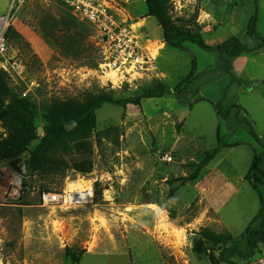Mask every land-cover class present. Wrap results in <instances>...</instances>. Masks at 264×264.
<instances>
[{
	"label": "rangeland",
	"instance_id": "obj_1",
	"mask_svg": "<svg viewBox=\"0 0 264 264\" xmlns=\"http://www.w3.org/2000/svg\"><path fill=\"white\" fill-rule=\"evenodd\" d=\"M10 1L0 0V14L8 11ZM235 2L171 0V14L210 41L218 27H227ZM100 3L157 58V71L116 78L107 66L110 43L97 27L62 0H28L12 25L7 55L22 61L27 75L5 69L0 57L8 88L40 109L54 97L81 99L104 88L121 101L137 99L158 83L171 94L143 99L140 106L103 105L96 112L101 140L89 175L30 174L24 165L16 170L10 162L0 164V264H76L67 249L83 255L78 264H258L264 250L249 256L245 235L256 226L264 186L254 190L245 176L264 150L239 120L254 124L264 143V83L251 82L241 68L233 70L236 59L229 75L217 53L191 43L168 45L163 29L149 16L147 0ZM257 7V30L264 36V0ZM262 52L243 57L260 58ZM254 70L261 73L257 66ZM224 96V111L231 109L228 120L214 108ZM38 136L44 137L41 126ZM216 148L215 159L200 168ZM258 176L264 181V159ZM86 186L94 188L91 205H41L44 192ZM203 230L231 235L242 256L222 262L220 252L206 244Z\"/></svg>",
	"mask_w": 264,
	"mask_h": 264
},
{
	"label": "trees",
	"instance_id": "obj_2",
	"mask_svg": "<svg viewBox=\"0 0 264 264\" xmlns=\"http://www.w3.org/2000/svg\"><path fill=\"white\" fill-rule=\"evenodd\" d=\"M256 4L258 0H253ZM149 16L155 18L163 29L165 42L180 48L183 43H191L208 53H217L220 59L226 63L227 74L232 75L231 60L243 55L264 51V38L257 30L258 11L250 18L248 34L260 40L261 44L250 49L246 44L235 36L216 45H210L200 32L189 29V24L181 26L171 14V0H147ZM229 28V24H226ZM11 31L7 34V41ZM171 94L162 83L154 88L146 89L137 99L118 100L113 91L105 88L97 92H87L81 99L63 100L54 97L43 108L29 97L22 98L20 94L13 93L0 72V128L4 133L0 134V164L10 162L18 170L24 165L30 174L41 171L68 172L73 171L81 175H89L94 170L91 159L95 152V146L100 142V135L96 133V112L105 104H135L141 105V100L161 98ZM224 98L216 105L215 110L224 120L231 116V109L224 111L222 106ZM213 104V103H212ZM239 108V107H234ZM249 128L251 136L264 150V143L257 134L254 124L248 119L239 120ZM44 131L42 139L38 136V127ZM218 148L208 153L199 164L200 168L208 165L215 159ZM70 157L79 158L71 162ZM264 159V151L254 158L249 173L245 180L252 184L254 190L264 186V181L258 176L259 167ZM96 191V195H98ZM97 204V200L95 201ZM260 210L255 219L256 226H250L246 231V243L250 252L249 256L261 255L264 250V198H260ZM206 244L220 252L219 258L224 263H229V258L242 256L236 239L231 235H215L203 230ZM204 250V249H203ZM68 256L74 263L81 262L83 255L67 249Z\"/></svg>",
	"mask_w": 264,
	"mask_h": 264
},
{
	"label": "built area",
	"instance_id": "obj_3",
	"mask_svg": "<svg viewBox=\"0 0 264 264\" xmlns=\"http://www.w3.org/2000/svg\"><path fill=\"white\" fill-rule=\"evenodd\" d=\"M28 0H11L8 11L0 14V57L6 61L5 69L14 70L19 76H26L27 70L22 61L16 58L8 59L9 46L7 34ZM68 4L77 14L87 19L97 27L106 42L112 49L110 61L107 64L111 73H116L120 79L125 73L147 75L158 70L157 58L152 57L145 50L143 42L134 35L131 30L120 27L107 14V10L101 5L100 0H62ZM7 67V68H6ZM166 160L172 161L171 157ZM95 200V192L92 186L73 189L63 193L44 192L40 202L44 208H73L91 205ZM258 264H264V256H259Z\"/></svg>",
	"mask_w": 264,
	"mask_h": 264
},
{
	"label": "crops",
	"instance_id": "obj_4",
	"mask_svg": "<svg viewBox=\"0 0 264 264\" xmlns=\"http://www.w3.org/2000/svg\"><path fill=\"white\" fill-rule=\"evenodd\" d=\"M234 2L235 3L230 6V14H228L227 24L230 25L229 28L220 26L217 28L214 34H212L210 41L205 38L204 39L210 45H216L218 38L221 37L224 41H227L234 35L250 49L257 48L261 44L260 40L248 34V23L250 18L258 11L257 4L253 0H234ZM259 54H256V56ZM247 55L249 54H246V56ZM260 55V58H249L248 61L247 59L245 60L243 56L237 58L236 62L233 63V70L236 71L237 67L241 68L243 70L244 76L251 82L264 83V61H262L260 64L259 61H256V59L264 60V52H262ZM256 66L259 67L261 73H256L254 70ZM250 88L252 92L255 91L254 85Z\"/></svg>",
	"mask_w": 264,
	"mask_h": 264
},
{
	"label": "bare ground",
	"instance_id": "obj_5",
	"mask_svg": "<svg viewBox=\"0 0 264 264\" xmlns=\"http://www.w3.org/2000/svg\"><path fill=\"white\" fill-rule=\"evenodd\" d=\"M159 54V53H158ZM153 56H157V52H153L152 53ZM112 74H115V73H112ZM17 181H18V178H17Z\"/></svg>",
	"mask_w": 264,
	"mask_h": 264
},
{
	"label": "water",
	"instance_id": "obj_6",
	"mask_svg": "<svg viewBox=\"0 0 264 264\" xmlns=\"http://www.w3.org/2000/svg\"><path fill=\"white\" fill-rule=\"evenodd\" d=\"M107 38L106 37H104V40H106Z\"/></svg>",
	"mask_w": 264,
	"mask_h": 264
}]
</instances>
